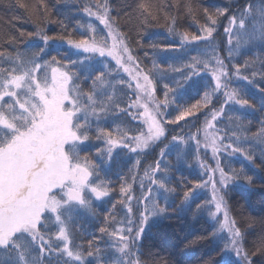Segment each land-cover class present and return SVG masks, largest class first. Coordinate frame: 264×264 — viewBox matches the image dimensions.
<instances>
[{
    "label": "snow or ice",
    "instance_id": "obj_1",
    "mask_svg": "<svg viewBox=\"0 0 264 264\" xmlns=\"http://www.w3.org/2000/svg\"><path fill=\"white\" fill-rule=\"evenodd\" d=\"M15 2L32 15L38 13L39 19L36 32L20 31L6 39L5 44L12 48V52L5 54L0 51V64L8 65L0 66V264H44V259L51 257H57L58 264L62 258H66L62 259V264H69V260L83 264L85 256L80 246L73 245L72 241L74 215L84 211L95 216L94 201L109 197L116 191L112 181L101 176L100 165L87 154V150L94 148L95 157L108 162L113 160L114 153L120 156L117 149L140 153L163 143L167 139L169 125H177L181 121L192 123L199 120L200 115L204 116L202 128L195 133L189 131L187 139L172 136V142L178 145L193 142L197 161L211 175L208 180L191 182L181 178L172 185L170 169L173 166L165 164L162 167L165 149H161V159L144 170L143 177L147 183L141 179L138 185L140 195L137 196L133 189L140 165L137 159L129 175L122 178L118 186L121 198L112 205L113 209L117 203L123 206L125 218L116 220L109 212L105 222L111 228H99V233L109 238L110 248L118 253L112 264H145L139 245L151 227L160 221L189 213L193 218L206 216L211 221L212 231L187 240L185 249H193L204 242L224 241L219 245V264H256L257 258H261V264H264V231L256 236L251 248L246 247V237L252 235L249 231L251 225L247 221L242 225L230 215L227 202L230 184L242 182L251 189L253 178L245 173L243 167L239 171L231 168L226 171L220 160L225 154L240 155L255 166L251 150L234 146V143L264 146V120L260 121V128L249 135L250 121L246 124L242 116L226 114V107L238 105L240 109L254 111L256 105L244 98L240 89L230 87L232 76L228 65L216 54L215 48L211 53L207 47L198 48L200 44L211 45L221 18L227 20L224 32L228 35L229 45L232 44L234 29L243 34L242 37L237 36L235 48H229V60L238 55L244 45L257 40L264 42V5L254 10L253 5L248 4L235 14L229 7L214 11L203 8L200 11L205 23L199 25L200 34L197 35L177 32L176 18L162 12L163 5L138 0L133 11L141 27L163 16L168 21V33L178 38L148 47L157 54H176L177 59L187 57V62L181 60L179 67L169 65L168 69H163L155 60L151 68H141L138 58L125 42L127 37L120 31L119 21L112 16L114 9L109 0H91L82 8L87 17L95 18L103 25L104 36L98 38L94 24L82 25L77 21L72 32L83 28L79 39L73 37L69 25L63 20L51 19L45 0H39L34 8L24 0ZM183 7L187 15H194L196 10L191 3ZM246 19L250 21L248 28ZM44 23L58 25L64 34H45V29L39 27ZM25 37L35 42L28 47L35 46L37 51L22 52L16 48L17 39L23 41ZM56 44L67 45L70 55L62 58L51 55L48 49ZM193 51L197 54L192 55ZM109 57L115 60V68H109L99 59L107 60ZM97 64L102 65V69L97 68ZM248 64L245 61L244 67L247 68ZM128 65H133L135 70ZM119 70L128 73L135 84L127 80L114 83L113 73ZM233 70L237 79L254 83L248 76L241 75L240 65H233ZM169 71L179 73L180 79L163 84L164 99L160 100L155 96L157 84L167 77ZM202 72L210 73L211 81L205 82ZM252 75L255 77L256 73ZM82 82H90L91 90L85 91ZM117 85L133 90L136 95V99L126 107L117 102ZM201 92L203 95L195 103H177V98L184 100L185 96L191 98ZM259 92L264 97V88H259ZM217 93L223 95L222 102ZM214 97H217L219 107L214 105ZM142 99L146 102L141 103ZM172 105L176 115L167 119L166 110ZM139 108L144 111H132ZM260 110L264 111V98L260 101ZM119 113L130 114L133 120H142L146 128L128 129L121 124L101 126L109 116ZM217 124L225 126L217 127ZM228 124L235 130L229 129ZM192 126L195 127V123ZM133 131L137 134H130ZM201 132L203 144L199 138ZM209 147L215 158V167L205 164L199 157L200 149ZM82 152L86 154L82 155ZM190 154L182 150L177 154V161L186 160ZM209 185L211 199L197 203L201 190ZM95 242L90 240L88 247L91 248ZM93 255L103 264L99 248L95 253L87 252V256ZM153 264H170V261L153 260Z\"/></svg>",
    "mask_w": 264,
    "mask_h": 264
},
{
    "label": "trees",
    "instance_id": "obj_2",
    "mask_svg": "<svg viewBox=\"0 0 264 264\" xmlns=\"http://www.w3.org/2000/svg\"><path fill=\"white\" fill-rule=\"evenodd\" d=\"M30 8H34L39 4V0H24ZM49 6V13L52 20H63L64 23L69 25V32H72L77 26V21L82 25L89 23L94 24L98 30V38L104 36L103 26L99 24L94 18H89L82 11L83 6L86 3H90L91 0H45ZM112 8V16L115 17L120 24V31L126 34V43L132 50V54L138 58L141 68H151L153 60L163 69H168L169 65L176 67L180 66L181 60L187 62V57L175 58L176 54H157L151 50L148 45L153 43H168L177 40V37L168 33V21L163 16L158 18L157 21L149 23L145 27H141L136 19V14L133 11L138 0H109ZM150 4L159 3L163 5L162 12L167 13L170 17L176 18V31L188 32L189 34L195 33L199 35L198 27L205 23L202 16L201 9L208 8L210 11H214L216 8L229 7L230 11L235 14L238 9H243L246 5H253L254 10L264 5V0H147ZM191 3L192 7L196 10L193 16L186 14L183 7L184 4ZM177 4L180 7H177ZM38 13L32 15L30 12L19 8L16 5L15 0H0V51L5 54L12 52V48L6 46L5 41L10 36H16L18 32H36L38 26ZM246 28L250 27V21L246 19ZM227 26V20L221 18L220 26L217 32L213 34V41L211 45L200 44L198 48L207 47L211 53L212 48H215L216 54L220 58L224 59L225 64L233 70V65L241 66V75L248 76L249 80H254V83H248L247 81L237 80L232 81L231 88L240 89L244 98L249 99L256 105V109H240L238 105L226 107L225 112L227 115H240L243 117L244 123L251 122L249 135L255 133L260 128V121L264 120V111L260 110V101L262 98L259 88H264V42L255 41L240 48L239 54L234 55L229 60L227 53L229 48H235L237 43V36H243L242 33H238L233 30L232 44L228 43V35L224 32V28ZM39 27L45 29L47 35L64 34L62 30L56 24H40ZM83 28L72 32L75 39L81 37ZM29 44L35 45L34 41H30L27 37L23 41L17 39L16 48L20 51H37V47H28ZM142 45V46H141ZM42 46V45H41ZM51 55L62 58L65 55H70L67 45H51L48 49ZM147 53V55H145ZM192 55L197 53L193 51ZM46 59L49 57H45ZM72 59H77L76 56H71ZM81 59L83 57H80ZM108 65L109 68H115L116 64L107 58H99ZM245 61H248V67H244ZM0 66L7 67V64H0ZM97 68L102 69V65H95ZM82 71V69H77ZM253 73H256L253 77ZM205 82L211 81L210 74H201ZM153 79L155 77L153 76ZM173 79H180L179 73L169 71L167 77L158 82L156 88V96L160 100H163V84H171ZM197 80L200 78L197 77ZM117 80H128L125 75L119 72L113 73V82ZM82 88L85 91H90V82H82ZM203 95H195L191 98L185 96L184 100L177 98V103L184 105L185 103H195L197 99H200ZM117 102L121 107H126L128 103L134 100V93L131 89H127L121 85L116 86ZM218 99L222 102L224 97L222 94L217 93ZM217 97L213 98V103L216 107L219 104L216 102ZM7 100V98H6ZM175 106L172 105L166 110V118L171 119L176 112L173 111ZM205 112L207 109L204 110ZM171 113V115H167ZM118 116V118H117ZM210 118V117H209ZM190 121L192 118H188ZM204 122V116L200 115L199 120L192 123H185L181 121L177 125L168 126L167 139H164L163 143H158L151 149H147L143 152L136 153L130 152L127 149H118L120 156L117 157L114 153L112 161H102L100 158L95 157L94 148L87 150V154L92 155V158L100 165L101 176L105 179L112 181V186L116 191L109 197H105L102 200L94 201V207L96 215H90L87 212L80 211L74 215L73 222L71 224L72 229V241L73 245L80 246V251L84 254L85 260L83 264H101L98 258L93 256H87L88 251L95 253L96 249H100V256L104 258L103 264H112L113 255L115 250L110 248V241L107 236H102L99 233L100 227H109L111 225L105 222V217L109 212L115 216L116 220L125 218L126 210L120 204H116L115 209L112 205L116 203L121 197L118 193V186L121 183L122 178L129 175V170L133 168L136 160H140V165L137 169L136 183L133 184L135 195L139 196V182L141 179L147 183L146 178L143 177L144 170L157 159H161L159 156L160 150L165 149V156L162 158V167L165 164L172 165L170 174L172 175V185H175L177 180L185 178L187 181L205 180L201 164L197 161L195 155V146L193 142H189L188 145H178L172 142V136H184L187 139L189 131L195 133L197 129L202 128ZM116 124H121L128 129H141L146 128L140 120H133L130 114L119 113L117 115L109 116L106 121L102 122L103 127H115ZM223 124H217V127H224ZM227 127L231 130H235L233 125L228 124ZM130 134H137L135 131ZM223 135V133H220ZM239 134V133H238ZM226 143L229 141H225ZM95 144L96 142L93 141ZM167 145V148H165ZM234 146H240L249 148L254 156V164L246 161L240 155L229 156L227 154L220 157L221 166L228 171L230 168L239 171L241 167L247 175L252 176L253 185L251 189L244 186V184L237 183L230 185L228 189L227 202L230 209V214L234 216L237 221L244 224L247 221L251 225L249 231L252 235L246 237V247L251 248L256 236L260 235L264 231V163H262V152H264V146L256 143L252 144H237ZM182 150H186L190 155L183 161H177V154ZM86 154L85 152L81 153ZM200 155V154H199ZM200 157V156H199ZM131 183V181H129ZM206 200L205 194L200 195V199L197 203H202ZM136 205L133 204L135 211ZM52 231H55L53 228ZM212 231L211 221L206 216L193 218L189 213L186 216L180 218H172L166 221H160L153 225L147 232L145 239L139 245L142 250L141 259L145 264H153V260L167 259L170 264H213V262L221 261L220 246L224 241H218L217 243L204 242L193 249H185L184 244L187 240H191L196 235H203ZM95 240L91 248L88 247V242ZM33 255H36L33 252ZM66 259V258H62ZM62 259L59 264H62ZM44 264H58L57 257H51L44 259ZM69 264H81L69 260ZM256 264H261V258L256 259Z\"/></svg>",
    "mask_w": 264,
    "mask_h": 264
},
{
    "label": "rangeland",
    "instance_id": "obj_3",
    "mask_svg": "<svg viewBox=\"0 0 264 264\" xmlns=\"http://www.w3.org/2000/svg\"><path fill=\"white\" fill-rule=\"evenodd\" d=\"M95 19V18H94ZM99 22V21H98ZM100 24V23H99ZM101 25V24H100ZM103 26V25H102ZM108 59H110V60H112L115 64H116V62H115V60L112 58V57H109ZM129 67H132L133 68V70H135L134 69V66L133 65H128ZM228 70H229V73H230V76H232V81H237V80H239V79H237L236 77H235V75H234V70H232V69H230L229 67H228ZM120 74H122V75H125L127 78H128V80L131 82V83H133V85L135 84V81H131V77L128 75V73H126V72H123L122 70H119L118 71ZM201 74H210V73H207V72H202ZM133 91V90H132ZM134 93V92H133ZM155 96H156V94H155ZM134 98L136 99V95L134 94ZM156 98H157V96H156ZM159 99V98H158ZM146 101H144L143 99L141 100V103H145ZM151 108H152V105H151V103H149V110H151ZM132 111L133 112H135V111H139V112H143L144 111V109L143 108H139V109H132ZM142 123H143V121L142 120H140ZM145 127H146V125H144ZM210 132H211V130H210ZM200 139H201V143L203 144V133L201 132V134H200V137H199ZM154 147V146H153ZM152 147V148H153ZM149 149H151V148H149ZM118 150V149H117ZM199 156H200V160L201 161H203L205 164H207V165H209V166H211V167H215V163H214V157H213V154H212V152H211V148L209 147L207 150H205V149H203V148H201L200 149V151H199ZM202 168V167H201ZM202 171H203V174L205 175V180H208V178H209V175H211V173H210V171H206L204 168H202ZM218 177H219V174L217 173L216 174V179H218ZM230 185H232V184H230ZM205 194V198H206V200H210L211 199V196H212V189H211V186L209 185V187L208 188H206V189H203V190H201V192H200V195H204ZM229 206V205H228ZM231 215V214H230ZM117 256H118V253H116L115 252V254L113 255V260H115L116 258H117Z\"/></svg>",
    "mask_w": 264,
    "mask_h": 264
}]
</instances>
